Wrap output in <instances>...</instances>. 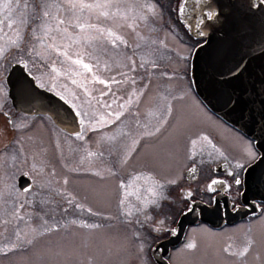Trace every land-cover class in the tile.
<instances>
[{
	"label": "flooded vegetation",
	"instance_id": "obj_1",
	"mask_svg": "<svg viewBox=\"0 0 264 264\" xmlns=\"http://www.w3.org/2000/svg\"><path fill=\"white\" fill-rule=\"evenodd\" d=\"M6 2L0 0V220H13L14 234L21 236L19 220H81L86 215L108 226L116 213L127 220L129 235L150 250L170 234L180 213L193 202H218L223 212L248 204L254 211L234 221L189 224L181 241L170 247L167 260L169 264L185 260L179 256L185 247L212 264H264V201L243 199L242 194L248 167L260 154L254 140L200 100L191 80L190 58L183 68L161 63L162 21L177 43L193 49V39L178 19L180 0H83L93 7H77L74 12L68 11L66 0H27V7L25 0L19 6L12 0L7 20ZM44 11L50 14L44 16ZM36 13L39 19L32 18ZM148 13L152 19L147 23L141 17ZM10 20L15 21L11 27ZM141 42L148 47L143 49ZM102 47L113 55L122 52V59L95 61ZM78 59L81 64L74 63ZM13 66L22 74L12 72ZM34 84L63 97L74 109L77 134L45 112L17 106L18 86ZM83 96L88 105L80 108L75 102H83ZM182 117L187 125L181 131L184 135H178L177 120ZM39 122L44 132L46 122L63 141L70 137L74 143L73 153L61 161L59 183L46 188L45 172L33 166V153L22 142ZM162 145L167 153L161 163L157 153ZM236 178L241 184H235ZM213 180L221 183L209 189ZM114 183L126 197L122 202H113ZM39 238L22 246L0 241V255L18 248L43 249Z\"/></svg>",
	"mask_w": 264,
	"mask_h": 264
},
{
	"label": "water",
	"instance_id": "obj_2",
	"mask_svg": "<svg viewBox=\"0 0 264 264\" xmlns=\"http://www.w3.org/2000/svg\"><path fill=\"white\" fill-rule=\"evenodd\" d=\"M177 14L188 32L202 39L191 56L196 93L214 113L251 137L260 152L248 167L243 199L264 201V0H181ZM11 71L22 74L16 66ZM14 98L19 108L45 112L72 134L79 132L74 109L55 93L35 84L19 85ZM217 203L193 202L182 211L170 234L151 247L155 262L169 264V248L181 241L188 224L203 219L217 226L254 211L247 204L223 214Z\"/></svg>",
	"mask_w": 264,
	"mask_h": 264
},
{
	"label": "rangeland",
	"instance_id": "obj_3",
	"mask_svg": "<svg viewBox=\"0 0 264 264\" xmlns=\"http://www.w3.org/2000/svg\"><path fill=\"white\" fill-rule=\"evenodd\" d=\"M150 16L151 13H148L141 18H144L148 23V19H152ZM163 24L164 21H162L160 33L162 66H167V62L172 64L173 67L183 68L188 65L191 47L180 41L177 43L174 37L166 31ZM145 26V24L142 25L141 29ZM98 42L104 47L102 40ZM87 43L89 44V41ZM140 45L143 49L148 47L145 42H141ZM103 47L100 48V56H97L94 59L95 61H105L106 58L111 57L122 59V52L116 50L113 55L110 50L105 51ZM83 57L87 61L91 59L88 54ZM85 97H82L83 102L77 100L75 104L80 108L84 104L88 105ZM173 113L177 118L176 111ZM177 121L179 122L177 134L184 135L181 131L186 129L187 123L183 117ZM18 139L19 136L16 141ZM63 139L66 143L62 140V136L54 131L53 126L46 122L45 132L42 122H39L34 124L22 137L23 145L33 153V166L37 170L45 172V188L59 183L61 161L66 155L74 151L73 140L70 137H63ZM179 146V144H176L175 149H178ZM166 153L167 150L162 145L161 154L157 153V161L161 160L162 163L165 160ZM118 176L122 178V170ZM2 183H4V180H2ZM53 190L55 192L53 194L58 196L56 189ZM99 194L100 192H97V195ZM122 194L121 187L114 183L113 202H119V200L122 202L126 198L125 196L122 198ZM117 207L118 205L115 204V211H117ZM120 210H124V208ZM114 215L115 218L110 221L108 226H101L99 225L101 219L90 218L86 215L81 220H60L56 218H45V222L42 219L19 220L18 230L21 232V236L14 234L16 230L12 228L13 220H0V241L19 242L22 246L27 243L28 239L40 236L36 241L39 244L41 242L44 244L43 249L38 246L33 251L19 252L21 250L18 248L14 252L0 255V264H153L150 250L144 245L143 241V244L139 243L129 235L130 229L127 220L121 216L119 217L116 213ZM25 221L27 222L25 223ZM44 227L45 233L42 232ZM41 233H44V235L42 236ZM183 249L184 253H179V256L184 255L186 261H177L175 264H212L205 256H202V260H199L196 257L197 255L194 257L193 253L187 251L188 248L183 247Z\"/></svg>",
	"mask_w": 264,
	"mask_h": 264
},
{
	"label": "snow or ice",
	"instance_id": "obj_4",
	"mask_svg": "<svg viewBox=\"0 0 264 264\" xmlns=\"http://www.w3.org/2000/svg\"><path fill=\"white\" fill-rule=\"evenodd\" d=\"M12 3V0H7V2L6 3H4V5H3V7L4 8H6V9H9V12H8V15H6L5 17H4V19H9V17L11 16V9L9 8V6H10V4ZM66 3H67V9H68V11H70V12H74V10L77 8V7H79L80 9H83V8H92L93 7V5H91V4H85V3H83V0H66ZM19 4H20V0H16V6H19ZM96 7H100V5H95ZM25 7H27V0H25ZM57 7H58V5H57ZM184 9H183V7L181 6L180 7V9H179V11H183ZM50 13L48 12V11H44L43 12V15L44 16H48ZM103 15H105V16H107V13H103ZM33 19H39L40 17H39V13H36L33 17H32ZM53 18H55V17H53ZM212 17L211 16H209V19H211ZM15 21H9V26L11 27V25H12V23H14ZM70 22V21H69ZM59 23H61V24H63V23H65V21L64 20H60L59 21ZM91 27H95L94 25H90ZM80 27H83V25H80ZM116 39L117 40H119V39H121L120 37H116ZM112 43L115 45V40H113L112 41ZM65 55H67V53H65ZM74 63H76V64H81L82 63V61L81 60H76V61H74ZM83 67L85 68V69H87V70H89V71H91V68L89 67V65L87 64V63H83ZM73 83H76V81H73ZM100 83H105V81H103V80H101L100 81ZM61 99H63V97H61ZM117 118H119V114H117ZM193 143H195V142H193ZM249 154H251V153H249ZM238 167H242L241 165H238ZM235 184H237V185H239V184H241V180L240 179H238V178H236L235 179ZM216 183H221L220 181H216V180H213L212 181V183L209 185V189H211L212 188V185H214V184H216ZM28 189H25V191H27ZM188 247H194V245H192V244H189L188 245Z\"/></svg>",
	"mask_w": 264,
	"mask_h": 264
},
{
	"label": "trees",
	"instance_id": "obj_5",
	"mask_svg": "<svg viewBox=\"0 0 264 264\" xmlns=\"http://www.w3.org/2000/svg\"><path fill=\"white\" fill-rule=\"evenodd\" d=\"M197 41H199V40H196V41L194 40V43H196Z\"/></svg>",
	"mask_w": 264,
	"mask_h": 264
}]
</instances>
